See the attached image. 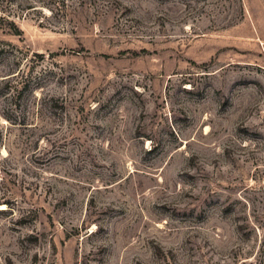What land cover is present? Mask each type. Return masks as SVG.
Returning a JSON list of instances; mask_svg holds the SVG:
<instances>
[{
    "label": "rangeland",
    "instance_id": "obj_1",
    "mask_svg": "<svg viewBox=\"0 0 264 264\" xmlns=\"http://www.w3.org/2000/svg\"><path fill=\"white\" fill-rule=\"evenodd\" d=\"M0 264H264V0H0Z\"/></svg>",
    "mask_w": 264,
    "mask_h": 264
}]
</instances>
